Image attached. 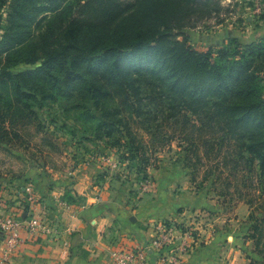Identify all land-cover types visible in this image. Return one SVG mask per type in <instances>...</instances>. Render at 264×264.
I'll return each mask as SVG.
<instances>
[{
    "label": "trees",
    "instance_id": "1",
    "mask_svg": "<svg viewBox=\"0 0 264 264\" xmlns=\"http://www.w3.org/2000/svg\"><path fill=\"white\" fill-rule=\"evenodd\" d=\"M5 8L1 134L18 114L30 119L58 103L144 165L149 149L134 125L153 145L177 132L190 146L222 141L264 181V38L199 51L185 33L218 12L216 0H0ZM75 197L82 202L69 194L63 202ZM254 232L264 236L260 225Z\"/></svg>",
    "mask_w": 264,
    "mask_h": 264
},
{
    "label": "rangeland",
    "instance_id": "2",
    "mask_svg": "<svg viewBox=\"0 0 264 264\" xmlns=\"http://www.w3.org/2000/svg\"><path fill=\"white\" fill-rule=\"evenodd\" d=\"M216 1L218 12L185 32L192 47L207 51L219 49L235 38L242 44L264 38V0ZM8 12L5 8L0 13V39L8 26ZM43 27L36 30L34 41H40ZM76 117L68 116L60 104L50 102L30 119L18 114L13 118L14 128L7 124L6 134L0 133V190L12 189L10 195L18 196L30 184L29 195L16 200L25 213L42 203L54 210L56 205L50 204V208L44 202L46 193L65 188V194L73 198L77 195L74 186L80 180L86 181L89 190H95L98 199L110 192L121 208L134 211L141 201H151L156 194L159 182L155 174L177 175L174 194L189 193L196 197L193 201L197 205L177 225L187 230L199 228L193 231L196 238H201L203 228L208 235L218 232L231 238L232 243L239 239L236 249L246 259L245 264L264 263V236L254 232L260 225L264 233V181L256 165L246 160L239 163L235 156H228L231 149L222 141L215 147L206 148L200 143L190 146L180 132L171 142L153 145L151 138L134 125L149 149V162L144 165L141 159H131L126 148H113L93 138L89 126L77 122ZM165 130L172 135L170 128ZM37 191L44 196L37 195ZM74 199L79 204V198ZM122 235H113L111 242L118 244Z\"/></svg>",
    "mask_w": 264,
    "mask_h": 264
},
{
    "label": "crops",
    "instance_id": "3",
    "mask_svg": "<svg viewBox=\"0 0 264 264\" xmlns=\"http://www.w3.org/2000/svg\"><path fill=\"white\" fill-rule=\"evenodd\" d=\"M155 177L159 182L156 194H153L151 201L147 199L141 201L139 208L134 211L121 208L122 205L110 192L102 193L98 199L95 190H89L86 181L83 180L74 186L75 193L82 197V202L79 204L58 205L60 201L63 202L65 188H57L48 191L46 193L48 198L44 199L50 208L52 207L50 204L56 205L54 210L42 203V206L34 204L33 212L29 213H25L24 207H21L20 202L16 200L19 196L22 198L29 195L30 184L22 188L18 196L10 195L14 192L12 189L4 191L1 189V215L23 214L24 218L29 215L40 216L53 225L57 232L48 236L33 237L23 230L20 248L4 264H115L112 253L117 249L144 251L148 255L149 264H161L160 250L152 245L159 225L164 223L168 228L172 227L170 235L178 238L187 228L177 224L183 221L190 211L196 210L197 205H194L193 201L196 197H192L189 193L174 194L172 187L175 183L178 184L177 175L160 173L155 174ZM31 190L34 192L33 189ZM39 193L42 196L45 194L36 192L37 195ZM32 198L30 197L29 200ZM8 201L10 203H7ZM132 218L135 222L131 220ZM169 221L171 223H168ZM200 231L203 235L198 234L201 238L196 240L187 254L181 256L180 264L246 263L240 250L236 249L240 245L239 239H234L235 242L232 243L231 238L226 239L221 233L217 232L212 236L203 228ZM119 232L123 234L121 242L118 244H115V241L111 242V237ZM64 242H68L70 250L65 258H61ZM176 246L177 242L167 245L164 249L169 251ZM4 247L5 241L0 235V264H2Z\"/></svg>",
    "mask_w": 264,
    "mask_h": 264
},
{
    "label": "built area",
    "instance_id": "4",
    "mask_svg": "<svg viewBox=\"0 0 264 264\" xmlns=\"http://www.w3.org/2000/svg\"><path fill=\"white\" fill-rule=\"evenodd\" d=\"M67 205L66 203H63ZM1 208V202H0ZM157 236L154 238L152 245L155 249L160 250L159 259L161 264H180L182 257L187 254L195 245L196 240L199 238L195 237L194 230H186L178 238H174L170 235L173 230L172 227H167L166 224L162 223L159 225ZM26 230L33 237H41L44 235H52L57 233L53 225H50L40 216H30L24 218L23 215L0 214V235L5 241V247L2 251V264L7 263L11 256L14 255L21 245V234L22 231ZM102 233L100 232L99 235ZM177 242V246L170 249L169 251L164 248L167 245H173ZM68 242L63 243L62 252L60 257L65 258L69 254ZM112 258L115 264H149V258L146 252L137 251H124L117 249L112 253Z\"/></svg>",
    "mask_w": 264,
    "mask_h": 264
},
{
    "label": "water",
    "instance_id": "5",
    "mask_svg": "<svg viewBox=\"0 0 264 264\" xmlns=\"http://www.w3.org/2000/svg\"><path fill=\"white\" fill-rule=\"evenodd\" d=\"M131 220L135 222V219L134 218H132Z\"/></svg>",
    "mask_w": 264,
    "mask_h": 264
}]
</instances>
